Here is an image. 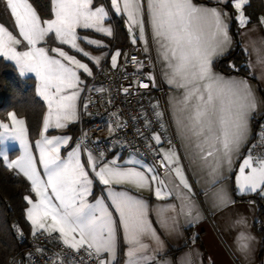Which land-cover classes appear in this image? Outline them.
<instances>
[{"label":"snow or ice","instance_id":"6c2138e0","mask_svg":"<svg viewBox=\"0 0 264 264\" xmlns=\"http://www.w3.org/2000/svg\"><path fill=\"white\" fill-rule=\"evenodd\" d=\"M216 2L225 4L228 0ZM0 3L5 5L14 20V29L26 42V50H18L22 41L0 23V58L14 62L22 76L34 75L38 81L36 93L47 106L40 139L35 143L43 176L29 145L25 120L10 113L11 125L0 122V140L16 141L22 150L19 157L10 162L7 150L0 151V164L6 163L8 169L22 174L36 197L35 201L30 196L24 197L30 205L26 215L33 235L40 231L50 237L59 233L58 241L64 247L76 254L83 250L95 264H115L122 240L124 264H159L156 254L162 248V241L149 219L150 212L155 213L157 223L166 232L178 230L181 218L190 224L202 218L193 185L172 139H169L170 147L162 154L163 176L154 167L142 165L140 160L125 161L139 167H125L115 159L104 161L103 153L97 157L85 149L88 168L94 174L90 177L81 162L79 143L62 158L61 148L70 138L46 135L49 129L65 128L78 119V101L84 83L79 72L82 70L88 76L93 72L87 63L60 47L51 49L57 54L53 56L47 47L38 45L46 43L50 34H54L59 44L69 46L99 66L103 57L92 56L79 42L98 48L104 45L81 36L77 30L91 29L112 36L113 29L105 26V21L110 19L108 9L105 6L94 8L93 0H51L52 18L41 20L30 0H0ZM248 3L249 0L233 3L240 28L250 22L244 12ZM110 6L124 18L132 43L144 42L146 53L150 51V33L164 82L174 90L164 111L160 110L159 103L153 105V116L157 121L171 120L174 139L179 140L183 149V159L198 177L203 203L215 210L227 209L234 200L221 183L222 168L225 164L231 165L246 144L251 134L250 121L260 105L246 78L225 77L213 71L214 58L223 55L232 44L227 14L194 0H110ZM258 23L264 25V17H260ZM260 45L257 47L256 41L251 42L257 63H264V37ZM120 55L119 50L112 55V68L117 67ZM132 60L143 67L135 57ZM230 67L239 71L234 64ZM155 79L149 75L153 85ZM140 86L149 87L146 83ZM124 92L128 93V89ZM169 109L170 117L167 116ZM145 121L147 126V116ZM160 127H165L163 122ZM152 139L161 144V134H154ZM260 144L264 145V137ZM257 146L248 149L239 167L236 190L240 194L258 190L264 194V152L254 155L253 149ZM95 181L104 186L107 195L101 194L90 203L88 198L93 194ZM116 185L147 189L164 203L150 209L144 199L128 190H117ZM235 223L244 226L238 231L235 242L237 251L247 257L252 252L255 237L246 230L245 218ZM146 241L154 242L155 247ZM37 252L43 255L46 250L38 248ZM28 258L31 261V253ZM64 259L61 257L56 264H62ZM164 264H195V261L191 253H180L166 259Z\"/></svg>","mask_w":264,"mask_h":264},{"label":"crops","instance_id":"0c3cea01","mask_svg":"<svg viewBox=\"0 0 264 264\" xmlns=\"http://www.w3.org/2000/svg\"><path fill=\"white\" fill-rule=\"evenodd\" d=\"M194 2L207 7L218 8L227 14L226 22L229 25V34L232 37V44L227 49V51H225L223 55L214 58L213 71L225 77L238 76V77L246 78L249 84L251 85V87L254 89L255 95L258 101L260 102V105L257 111L253 113L252 119L250 121L251 134L246 144L243 146L240 153L234 157L232 164L231 165L225 164L222 168L221 183L228 190L230 196L234 200V204L223 211L212 209L211 207L203 203L204 196L202 194L199 183H197L198 177L194 176L193 173L188 169V161L183 159V149L180 147V142L177 139V151L181 155L182 158L181 162L185 165L186 175H188L189 177V182L192 183L193 185V191L196 194L195 199L199 203V206L202 211V218L198 222L191 224L185 222V220L181 218L178 230L173 232H166L163 229H161L159 224L157 223L155 213L150 212L149 219L152 221L153 227L156 229L157 234L159 235L160 240L162 241V248L156 254V260L159 262V264H164V261L166 259H172L178 256L180 253H191L195 261V264H264V244H263L262 234L260 233V230L264 229V211H263L262 219L259 213L260 204H263L264 206V194H262L259 190L254 193L249 192L245 194H240L236 190L237 188L236 178L239 173V167L245 156L248 154L247 145L255 133L257 119L259 118L260 115L264 114V63H257V54L251 46V42L256 41V46L261 47L260 39L264 37V25L259 24L258 20L260 17H264V16L259 15L256 20L250 21L249 24L246 25L244 28H240L239 21L237 19L238 13L237 10L233 7L234 0H228V3L225 4H219L216 2V0H194ZM97 6H105L108 9L109 13L111 10L121 20V23L123 25L126 34V39L132 42L124 18L120 15H117L114 12V10L111 9L110 0H109V7L102 4L93 5L94 8ZM51 18L52 16L48 19ZM6 19H7L6 22L0 21V23L8 27L9 30L13 31V34L16 35L17 39H20L22 41V43L17 46V49L26 50L25 47L26 42H24L23 38L19 36L18 31L14 29V20L11 18L9 12H7ZM233 19L237 25L236 37L233 34V29H232ZM105 26L111 27L113 29V26L109 22V20L105 21ZM77 31L81 36H88L90 39H95L100 41L104 46L99 48L95 45H87L83 41H80L79 43L80 46L84 48L86 51H88L92 56H102L103 58L101 59L100 64L105 62H109V64H111L110 53L119 50L118 48H115L114 45L108 41L109 39H111L112 36H106L102 33L95 32L91 29H78ZM50 35H52L54 38V34H50ZM148 36H149V41L151 43L150 33H148ZM236 42L239 43L241 48L246 53L247 68L249 72L248 75L239 72L227 73L215 67L216 61L226 56L235 47ZM135 44L141 45L143 49L145 48L143 41L138 40ZM151 45L155 55V60L158 70V78L161 85L164 88V101L167 108V102L169 96L173 94L174 90L170 88V86L167 83L164 82L161 73V64L156 59L155 45L152 43ZM38 46L47 47L49 49V54L53 56H56L57 54L52 53L51 49L54 47H60L64 51L68 52L69 55H74L76 56L77 59H80L83 63H87L90 69L92 70L93 75L88 76L86 73H83V71L80 70L79 72L80 78L84 82L82 86L83 89L87 83H89L91 80L94 79L98 66L93 61H90L88 58L83 57L82 54L76 53L75 50L71 49L69 46L61 45L56 40H55V44H48L46 42ZM119 58L120 56L117 58V63L119 61ZM12 63L14 64V62ZM249 63H251L252 65L251 68H249ZM15 67L19 72L18 67L16 65ZM26 76H31L35 79L34 75L32 74ZM35 84L37 87L38 81L36 79H35ZM82 93L83 90L80 93V98L78 101V119L75 120L74 122L78 121L81 117L84 116V110L82 106ZM160 110L162 111V109ZM167 113L168 116L170 117L171 115L170 109L168 110ZM46 114H47V106L44 103V112L42 116L39 135L33 144H31L28 138L29 145L31 146L33 154L34 156H36L37 159V167L41 171L42 176H43V170L42 167L39 165V154L35 148V143L37 140L40 139V132L42 130L43 118ZM20 118L23 119L22 117ZM172 127L174 129V126ZM65 129L66 127L61 129H49L48 133H46V135L49 136V138L53 136L57 137L58 135L60 137L70 138L69 142L66 145L62 146L61 148L60 155L62 158H66L67 154L70 151H72L73 148H75L77 145L76 140L72 141L70 134L66 132ZM168 147H170V145L161 146L160 152L163 154V151L166 150ZM85 149H86L85 147L81 146V162L85 165L86 170L89 171L90 177H92L94 176V174L88 168L87 151H85ZM113 159L117 160L118 163L124 165L125 167H139L138 165H134V164H125V161H129V160H140L142 165L154 167V165L151 162L142 160L138 156L131 153H127L125 155L112 154L105 157L104 161H110ZM163 174L161 176H163ZM115 188L117 190H128L138 198L144 199L149 204L150 209L156 205L164 203V201L157 200L153 192L147 189L137 190L130 185H116ZM101 194H103L105 197L107 195V193L104 192V186L99 184L98 181H95L93 185V194L88 198L89 202L94 203L95 198L101 196ZM33 196L35 197L34 193ZM241 217L245 218L247 221L246 230L250 232L252 236L255 237V241L253 242L252 252L247 257H245L239 251H237V245L235 242L236 236L238 235V231L244 227L243 225H238L235 223V221L239 220ZM25 218L28 222L29 230L33 231L31 222L28 221L27 219L26 212H25ZM146 242L150 243L152 247H155L154 242H150V241H146ZM124 251H125V246L123 244V241L121 240L120 247L117 252L115 264H124V258H125Z\"/></svg>","mask_w":264,"mask_h":264},{"label":"built area","instance_id":"2783aa9c","mask_svg":"<svg viewBox=\"0 0 264 264\" xmlns=\"http://www.w3.org/2000/svg\"><path fill=\"white\" fill-rule=\"evenodd\" d=\"M149 48L150 51L146 53L141 45L127 40L116 68L107 63H101L97 67L94 79L83 89L84 124L76 142L97 157L100 153H103L104 158L112 154H134L142 160L151 162L162 175L165 168L161 166L163 156L160 147L169 145V139L177 145V139H174L175 132L170 119L157 121L153 116L155 97H159L162 111L166 109V105L164 88L158 78L150 41ZM133 57L136 61L142 62L143 67L133 63ZM148 70L156 78L155 85L149 80ZM141 83H146L149 87H141ZM100 88L105 91H98ZM125 88L128 89V93L124 92ZM85 104L87 108H84ZM161 122L165 125L163 129L160 127ZM110 128L114 131H109ZM156 133L161 134V144H156L152 139ZM261 137H264V114L257 119L256 130L247 145V152L252 145H258L253 149L254 155L264 152V145L260 144ZM13 234L21 248L6 264H20L21 261L23 264H56L61 257L65 258L62 264H95L94 260L85 256L83 250L76 254L64 247L58 241V233H53L51 237L43 231L33 235V231H27L16 221L13 224ZM38 248L45 249L46 252L41 255L37 252ZM29 253L32 254L31 261L28 258ZM73 256L74 260L71 259Z\"/></svg>","mask_w":264,"mask_h":264},{"label":"trees","instance_id":"16d2710c","mask_svg":"<svg viewBox=\"0 0 264 264\" xmlns=\"http://www.w3.org/2000/svg\"><path fill=\"white\" fill-rule=\"evenodd\" d=\"M41 19H48L52 16L51 0H30ZM106 5L109 7V0H93V5ZM245 15L249 21H254L259 15L264 16V0H249L244 8ZM7 11L5 5L0 3V21L6 22ZM109 22L113 26L114 33L108 41L121 52L120 58L125 50L127 39L121 20L110 10ZM233 34L237 36V25L233 19ZM48 44H55L52 35L47 39ZM119 58V60H120ZM119 62V61H118ZM109 64V62H105ZM236 65L239 71L233 70L230 66ZM215 67L223 72H239L248 75L247 56L238 42L235 47L224 57L218 59ZM25 120L28 130V138L31 144L39 135L44 103L36 93L35 79L31 76H21L15 65L3 58H0V122L7 120L8 112ZM84 119L69 124L65 131L75 141ZM17 149L9 151L13 155ZM30 182L17 170L8 169L6 163L0 164V264H6L8 259L20 250V245L13 234V224L18 221L28 231V222L25 218L27 202L25 196L32 195ZM264 211L263 204H260L259 213L262 219ZM264 244V229L260 230Z\"/></svg>","mask_w":264,"mask_h":264},{"label":"rangeland","instance_id":"374dc122","mask_svg":"<svg viewBox=\"0 0 264 264\" xmlns=\"http://www.w3.org/2000/svg\"><path fill=\"white\" fill-rule=\"evenodd\" d=\"M115 52H116V51H113V52L110 53V61H111V57H112V55H114ZM147 73H148V76L151 75V73L149 72V70L147 71ZM153 102H154L155 105H156L157 103H159V104L161 105V101H160L159 97H158V98L155 97L154 100H153ZM160 109H162V106H161ZM10 113H13V112H12V111H9V112H8V118H7V120L3 121L2 123H8L9 125H11V121H10V119H9V114H10ZM17 118H18V119H21L20 117H17ZM57 137H60V136L58 135ZM13 149H17V151L14 152L13 155H10V154H9V162H10L11 160H13V159H17V158L19 157V155L21 154V151H22V150H21V148H20V146H19V143L16 142V141H7V142L5 143L4 141L0 140V151L7 150V152L9 153V151H11V150H13ZM32 152H33V151H32ZM28 196H30V197L33 199V201H35L36 197H34L33 194H32V195H28ZM28 207H30V205L27 204V206H26V208H25V212L27 211V208H28Z\"/></svg>","mask_w":264,"mask_h":264}]
</instances>
